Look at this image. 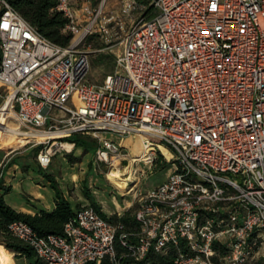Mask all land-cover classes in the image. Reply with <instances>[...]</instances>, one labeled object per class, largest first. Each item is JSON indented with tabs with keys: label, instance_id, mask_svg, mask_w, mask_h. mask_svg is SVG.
<instances>
[{
	"label": "built area",
	"instance_id": "built-area-1",
	"mask_svg": "<svg viewBox=\"0 0 264 264\" xmlns=\"http://www.w3.org/2000/svg\"><path fill=\"white\" fill-rule=\"evenodd\" d=\"M108 2L57 0L63 46L0 0V132L14 120L33 135L43 169L74 151L66 137L97 139L108 162L121 156L109 135L141 136L135 162L163 145L170 173L140 194L138 229L85 204L62 234L8 230L47 264H264V0ZM103 37L118 48L96 84L88 41Z\"/></svg>",
	"mask_w": 264,
	"mask_h": 264
},
{
	"label": "rangeland",
	"instance_id": "rangeland-1",
	"mask_svg": "<svg viewBox=\"0 0 264 264\" xmlns=\"http://www.w3.org/2000/svg\"><path fill=\"white\" fill-rule=\"evenodd\" d=\"M100 2L101 0H93V5L97 6ZM118 7V0H109L106 9L112 10L118 9ZM105 38L88 41L91 49L90 81L96 84H101L114 69V57L118 45H113V42H108ZM101 56H104V61L99 60ZM11 127H17V122L13 120ZM109 136L121 145V156L118 161H113L111 158L108 162L98 161L95 152L99 146V141L93 137L84 136L93 144L91 151L84 154L83 147H75L72 153L58 152L47 169L41 168L38 164L36 159L38 148L29 139H17L11 144H1L0 161L3 160L4 164L9 162L20 163L23 167V170L12 177L10 182L12 189L10 192L5 193L7 203L14 207L25 203L28 198L27 194L36 195L37 193V190L33 191L30 188L29 183L34 184L42 176L49 181L46 175H51L63 195L71 200L74 208L78 209L85 204H91L86 194L88 191L97 207L107 217H112L116 221V218L129 213L130 217L133 218L134 211L138 207L140 194L163 183L170 173L172 164L168 163L164 153L157 147V157L153 164H147L143 161L134 162L133 168H129L130 171L127 174L113 175L111 169L115 165L123 166V164L131 161L133 157H137L144 143L138 137L134 145L128 148L126 146L127 138L116 135ZM25 161H30L31 167L29 170V166L22 164L26 163ZM49 186L50 188L46 187L40 190V193L44 195L53 194L55 190L52 188L51 182ZM11 252L9 259L3 261L2 264L32 263L29 259L18 257L15 252ZM4 256V253L0 251V258L2 259Z\"/></svg>",
	"mask_w": 264,
	"mask_h": 264
},
{
	"label": "trees",
	"instance_id": "trees-1",
	"mask_svg": "<svg viewBox=\"0 0 264 264\" xmlns=\"http://www.w3.org/2000/svg\"><path fill=\"white\" fill-rule=\"evenodd\" d=\"M9 2L42 35L63 46L70 43L72 34L63 32V27L68 20L61 12L56 10L57 0H9ZM99 60L104 61V56H101ZM64 140L75 143L76 148L83 147L84 154L93 149V144L85 139L84 136L73 135L66 137ZM37 150L39 151V148ZM46 177L49 179L52 188L55 190L56 207L52 211L41 210L35 214L17 211L8 204L5 200V193L10 192L12 187L5 185L4 181L0 180V189L4 191L3 194H0V246L9 251L11 250L15 252V255L18 257L21 256L29 259L32 262L31 264L47 263L37 258L32 247L13 236L8 230V224L15 220H23L41 235L50 233L62 234L64 232L65 224L75 215V209L71 202L63 195V192L60 190L56 182H54L51 175H46ZM86 194L91 201V205L99 209L90 193L87 191ZM102 215L111 222L117 223L118 221H122L129 227L138 229L136 220L134 217H130L129 213L121 218H116V221H114V218L112 217H107L104 213H102ZM87 264L96 263L90 262ZM101 264L112 263L109 259H104Z\"/></svg>",
	"mask_w": 264,
	"mask_h": 264
},
{
	"label": "crops",
	"instance_id": "crops-1",
	"mask_svg": "<svg viewBox=\"0 0 264 264\" xmlns=\"http://www.w3.org/2000/svg\"><path fill=\"white\" fill-rule=\"evenodd\" d=\"M137 136H131L128 137L126 141V146L129 148L134 145L135 141L137 140ZM162 151L164 154H166L168 157L171 156L170 151L163 145H160ZM37 159V157H36ZM26 163H22L23 165L29 166L28 170L30 169V161H25ZM38 162V161H37ZM39 164V163H38ZM41 167V166H40ZM42 168V167H41ZM23 170V167L21 166L20 163L16 162H9L6 164L4 168V175L3 178L1 179L4 181V184L7 186H11L10 182L12 181V177L16 175L18 172ZM25 170V169H24ZM30 188L33 191H36L35 194H27V199L25 203H22L20 206H12L15 208L17 211L21 212H26L30 214H35L37 212H40L41 210H47V211H52L56 207V193L55 191L53 194H43L40 193V190L43 188L49 187L50 182L47 181V179L42 176L38 181H36L34 184L29 183ZM12 187V186H11ZM4 191L0 189V194H3ZM6 200V199H5ZM68 200L71 202V200L68 198ZM7 202V201H6ZM74 208V207H73ZM76 209V208H74Z\"/></svg>",
	"mask_w": 264,
	"mask_h": 264
},
{
	"label": "bare ground",
	"instance_id": "bare-ground-1",
	"mask_svg": "<svg viewBox=\"0 0 264 264\" xmlns=\"http://www.w3.org/2000/svg\"><path fill=\"white\" fill-rule=\"evenodd\" d=\"M9 128H4V130L2 132H0V145L1 144H11L13 141L17 140V139H29L31 138L33 135H31L30 133H22L24 136L23 137H19L18 135H20L21 132H19L18 130V125L17 127L12 128L11 127V123L9 124ZM13 135L10 138H6L7 136ZM140 137L143 140L144 145L141 148V151L139 153V155L137 157H133L131 161H128L127 164H123V166L120 165H115V167H113L111 169V174L113 175H118V174H127L130 170L129 168H133L134 162L139 160L141 157L144 156L145 153H147L149 151V148L147 147V143L144 140V138H142L141 136H137ZM64 146L68 149L71 150L73 148V144L66 142L64 144ZM119 159H115L114 161H118ZM129 176V175H128ZM0 251H2L4 253V257L1 259L0 258V264H2L3 261H7L9 259L10 256V251L6 248H2L0 246Z\"/></svg>",
	"mask_w": 264,
	"mask_h": 264
}]
</instances>
